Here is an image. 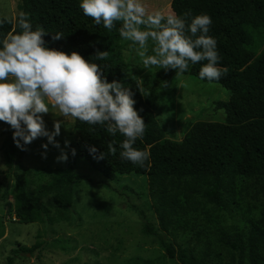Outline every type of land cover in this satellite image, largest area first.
<instances>
[{"label": "trees", "instance_id": "trees-1", "mask_svg": "<svg viewBox=\"0 0 264 264\" xmlns=\"http://www.w3.org/2000/svg\"><path fill=\"white\" fill-rule=\"evenodd\" d=\"M80 2L21 0V12L29 14L33 30L40 26L47 32L46 46L68 54L76 51L100 64L108 82L115 80L131 87L134 108L147 124L144 137L134 146L147 151L149 158L143 166L121 159L123 135L118 132L112 136L105 127L73 118L74 139L65 150L67 161L54 169L46 182L35 184L33 171L20 162L25 150L16 146L12 132L1 145L6 174L0 182V201L6 199L7 186L13 181V213L20 224L60 222L51 213L53 208L63 213L62 221L69 220L76 170L82 160L109 181L118 182V175L130 173L146 176L150 208L157 224L146 222L142 234L156 237L165 257L180 264H264V203L240 207L248 189L238 188L251 180L254 194L264 198V0L171 1L172 13L189 24L197 15L211 17L208 35L217 41L218 66L227 69L219 80H202L199 70L207 63L204 61L190 63L181 75L218 84L230 92L227 102L217 103L224 110V121L189 124L181 142L168 139L154 115L157 93L168 89L178 76L176 71L158 69L153 76L159 86H142L130 76L124 60V39L118 31L121 23L111 31L103 24L97 25L83 14ZM18 18L19 15L14 20L0 19L4 22L0 38L13 28L20 31ZM55 33L63 34L62 38L53 40ZM97 51H108V59L96 61ZM110 141H115V155L108 150ZM233 212L235 216L242 214L243 224L227 230L218 219L222 214L234 218ZM211 213L217 226L207 228L201 219L208 220ZM204 229L215 235V240L200 244L198 239ZM181 233L195 239L189 237L180 243ZM38 248L37 244H17L8 262Z\"/></svg>", "mask_w": 264, "mask_h": 264}, {"label": "rangeland", "instance_id": "rangeland-1", "mask_svg": "<svg viewBox=\"0 0 264 264\" xmlns=\"http://www.w3.org/2000/svg\"><path fill=\"white\" fill-rule=\"evenodd\" d=\"M172 0H143L149 13L173 14ZM21 0H0V19L14 20L21 13ZM123 57L129 67V74L142 86L158 87L160 82L153 74L156 67L145 68L137 53L138 45L123 40ZM149 42L148 54L151 51ZM259 50L261 47H258ZM154 105V115L160 127L170 140L181 142L189 124L197 121L223 122L224 110L217 103L227 102L230 92L215 83H206L190 76L178 75L168 89L160 90ZM56 112L57 110L53 109ZM46 129L54 131V121H63L60 134L55 137L60 147L48 144L47 137L35 139L25 145V154L20 162L33 171L35 184L44 183L54 169L63 162L57 157L65 153V141L74 139L72 117L57 116L52 112L43 116ZM13 129L0 122V182L6 174L1 145ZM68 143V144H69ZM48 144L44 149L42 145ZM46 156V158H45ZM73 204L69 220H63V213L52 209L60 222L53 225L40 223L20 224L13 213V181L7 186V197L0 201V264H180L164 256V250L154 236L142 234L146 222L157 224L150 208L146 176L134 173L118 175L119 181H109L85 161H80L76 170ZM252 181L246 180L238 187L247 188L240 207H259L264 198L254 194ZM233 216L234 212L232 213ZM214 214L209 219L202 217L208 227L217 226ZM219 218L220 225L227 230L243 224L242 214L234 218L226 214ZM225 229V230H226ZM191 234H180L178 241L184 243ZM192 239H195L192 238ZM199 243L215 240V235L204 229ZM17 244L39 246L32 254L25 253L12 263L8 262L11 250Z\"/></svg>", "mask_w": 264, "mask_h": 264}, {"label": "clouds", "instance_id": "clouds-1", "mask_svg": "<svg viewBox=\"0 0 264 264\" xmlns=\"http://www.w3.org/2000/svg\"><path fill=\"white\" fill-rule=\"evenodd\" d=\"M79 7L85 16L109 31L120 22L119 35L138 45L137 53L145 68L171 69L181 75L190 63L207 61L199 70V78L210 82L227 72L218 66L217 41L208 35L212 19L207 14L195 16L189 24L175 14L149 13L143 0H81ZM3 23L0 21V25ZM17 27L19 32L13 28L0 38V122L13 129L16 146L26 150L25 145L47 137L48 144L59 148L55 137L63 121H54V131L49 132L43 119L52 112L100 125L112 136L119 132L125 137L119 145L121 159L143 166L149 153L134 145L144 137L147 124L134 108L131 87L115 80L108 82L100 64L76 51L68 54L46 46L47 32L40 26L33 30L28 13L19 14ZM62 36L55 33L52 39ZM108 57V51H97L94 56L96 61ZM68 143L65 141L66 147ZM48 144L42 147L47 149ZM114 144L115 141L108 143L112 155L117 152ZM71 151L74 156L75 149ZM91 151L95 153L96 149ZM103 157L101 154L99 158ZM67 159L62 150L58 162Z\"/></svg>", "mask_w": 264, "mask_h": 264}]
</instances>
